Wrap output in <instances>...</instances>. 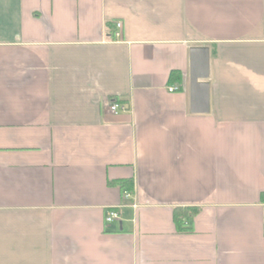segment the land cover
<instances>
[{
  "label": "crops",
  "instance_id": "1",
  "mask_svg": "<svg viewBox=\"0 0 264 264\" xmlns=\"http://www.w3.org/2000/svg\"><path fill=\"white\" fill-rule=\"evenodd\" d=\"M262 197L264 0H0V264H264Z\"/></svg>",
  "mask_w": 264,
  "mask_h": 264
},
{
  "label": "water",
  "instance_id": "2",
  "mask_svg": "<svg viewBox=\"0 0 264 264\" xmlns=\"http://www.w3.org/2000/svg\"><path fill=\"white\" fill-rule=\"evenodd\" d=\"M208 50L193 48L190 51V112L203 114L208 111Z\"/></svg>",
  "mask_w": 264,
  "mask_h": 264
},
{
  "label": "built area",
  "instance_id": "3",
  "mask_svg": "<svg viewBox=\"0 0 264 264\" xmlns=\"http://www.w3.org/2000/svg\"><path fill=\"white\" fill-rule=\"evenodd\" d=\"M122 25L120 22L115 23V30L112 33V41L111 42H121L122 41ZM178 88L177 87H170L168 89L169 92H175L177 91ZM120 110H124L123 106L119 105L116 102H113L110 106V111L115 115L118 113V111ZM124 200H129L130 198V193L129 192H124L122 195ZM132 208L135 207L134 204L131 205ZM122 206H118L115 208H112L110 210H108L106 212V216H105V223L106 224H112L115 222H119L121 220V215H120V210H121Z\"/></svg>",
  "mask_w": 264,
  "mask_h": 264
},
{
  "label": "trees",
  "instance_id": "4",
  "mask_svg": "<svg viewBox=\"0 0 264 264\" xmlns=\"http://www.w3.org/2000/svg\"><path fill=\"white\" fill-rule=\"evenodd\" d=\"M180 81H181L180 72L177 70L171 71L169 74V79H168L169 84H178V83H180ZM177 88H179V87H177ZM118 185H119L120 191L122 193L129 192L132 189L131 182H120V183H118ZM198 211H199L198 208H185V209L176 208V209H174V220L176 222L177 227L179 229H184V227H182L183 225L181 224V221L179 219L182 217H185V218L193 217L198 213ZM186 225L187 224L185 223L184 226H186Z\"/></svg>",
  "mask_w": 264,
  "mask_h": 264
},
{
  "label": "rangeland",
  "instance_id": "5",
  "mask_svg": "<svg viewBox=\"0 0 264 264\" xmlns=\"http://www.w3.org/2000/svg\"><path fill=\"white\" fill-rule=\"evenodd\" d=\"M122 195H123V193H122ZM130 207H132V206H130Z\"/></svg>",
  "mask_w": 264,
  "mask_h": 264
}]
</instances>
